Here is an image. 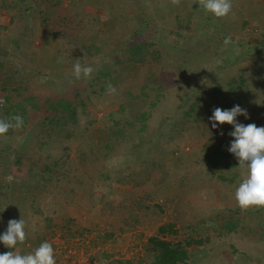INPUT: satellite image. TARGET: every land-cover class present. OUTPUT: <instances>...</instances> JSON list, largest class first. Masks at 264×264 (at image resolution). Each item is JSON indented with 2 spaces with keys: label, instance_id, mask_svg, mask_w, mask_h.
<instances>
[{
  "label": "rangeland",
  "instance_id": "374dc122",
  "mask_svg": "<svg viewBox=\"0 0 264 264\" xmlns=\"http://www.w3.org/2000/svg\"><path fill=\"white\" fill-rule=\"evenodd\" d=\"M51 97L77 105L75 124L50 129ZM22 102L23 127L0 137V235L23 219L21 255L45 232L56 264H151L172 223L160 236L192 240L188 264H264V207L238 206L234 129L209 119L240 105L264 126V0H232L226 18L194 0H0V117Z\"/></svg>",
  "mask_w": 264,
  "mask_h": 264
},
{
  "label": "clouds",
  "instance_id": "9594fccd",
  "mask_svg": "<svg viewBox=\"0 0 264 264\" xmlns=\"http://www.w3.org/2000/svg\"><path fill=\"white\" fill-rule=\"evenodd\" d=\"M171 3L179 6L181 0H171ZM194 3H198L205 12L213 14L216 18H226L232 11V0H194ZM231 42L232 38L226 37L224 45L227 46ZM93 72V67L82 66L79 62L73 66V75L77 79L81 76L91 79ZM107 90L110 94L116 92L111 84L107 85ZM240 115L248 118L247 110L240 105H235L231 109L217 107L209 119L213 122V128L218 126L217 122L220 125L227 123L233 126L234 130L228 133L234 137L228 151L237 158L244 175L235 191V199L241 210H247L253 206L264 207V126L240 123L237 120ZM23 123V118L19 115L13 116L11 120L0 119V137H4L10 129L22 128ZM8 179L11 181L12 177ZM25 228L26 223L23 219H10L6 231L0 235V242L8 249H16L18 244H23L27 239ZM0 264H56V259L52 244L45 241L29 254L21 255L19 251L0 254Z\"/></svg>",
  "mask_w": 264,
  "mask_h": 264
},
{
  "label": "trees",
  "instance_id": "16d2710c",
  "mask_svg": "<svg viewBox=\"0 0 264 264\" xmlns=\"http://www.w3.org/2000/svg\"><path fill=\"white\" fill-rule=\"evenodd\" d=\"M139 41L127 47V51L129 52V60L132 63H138L142 61L141 53L144 54L143 51L146 49L145 46H147L146 43L139 42ZM147 51L148 49L146 50V52ZM117 61L119 62V60ZM120 62H122V60H120ZM204 97L205 96H200L199 94L197 95L198 101H201V99H203ZM25 103L27 102L21 103L23 105V109H21L20 111H16L14 113H12L11 111L12 108L9 107L7 109V113L6 114L4 113V116H2V118L0 117V119L11 120L13 116L19 115L24 120L28 113V109H27L28 106L26 107ZM45 104H47V106H44L42 108L46 107V112H48V114L50 113L48 117L50 120L51 130H56L57 127L59 128L62 127L63 125L60 123L66 120V118L68 121H70V123H73V124L76 123L75 115L77 113L76 112L77 105H73L71 102H67L64 100L55 99L54 97L47 99L44 102V105ZM31 105L32 107H39L35 102H33ZM211 111L213 113V110ZM150 115H151V112L142 113V116L144 118L150 117ZM215 153H216V150L212 152V155H214ZM216 163L217 162H215V166H218ZM44 170L45 172H49L51 171V168L48 166H45ZM49 221H52V220L49 219ZM49 226H52V222H49ZM64 227H65L64 224L57 225L56 230L58 229L62 230L65 234ZM66 228L68 229V234H71L73 230H71L67 226ZM159 232L161 235H166V234H173L174 232H176V230L174 229V225L172 223H168V224L161 225L159 227ZM160 234L151 236L148 240L149 255H150L149 258H150L151 264H188L189 257L191 256L189 253V247L193 243L191 242L192 240H189V241L187 240L185 242L183 241L173 242L170 239H166L160 236ZM48 235L49 234L45 232H40V233L37 232V235L33 236V239L30 242L28 248L25 247L26 251L31 250V249L35 250L37 247H39L41 243L47 241L46 238L48 237ZM16 249H18V251L22 250L20 245H17ZM14 250L15 249H9V251H14Z\"/></svg>",
  "mask_w": 264,
  "mask_h": 264
}]
</instances>
